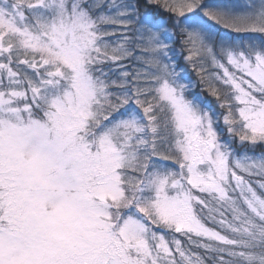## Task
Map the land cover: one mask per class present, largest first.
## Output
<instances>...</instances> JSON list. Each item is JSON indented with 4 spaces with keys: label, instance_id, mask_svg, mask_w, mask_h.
<instances>
[{
    "label": "snow or ice",
    "instance_id": "obj_1",
    "mask_svg": "<svg viewBox=\"0 0 264 264\" xmlns=\"http://www.w3.org/2000/svg\"><path fill=\"white\" fill-rule=\"evenodd\" d=\"M0 264H264V0H0Z\"/></svg>",
    "mask_w": 264,
    "mask_h": 264
},
{
    "label": "trees",
    "instance_id": "obj_2",
    "mask_svg": "<svg viewBox=\"0 0 264 264\" xmlns=\"http://www.w3.org/2000/svg\"><path fill=\"white\" fill-rule=\"evenodd\" d=\"M193 78H195V77H194V74H193Z\"/></svg>",
    "mask_w": 264,
    "mask_h": 264
}]
</instances>
